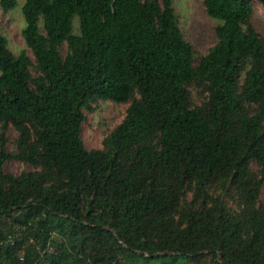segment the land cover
I'll use <instances>...</instances> for the list:
<instances>
[{
  "label": "trees",
  "instance_id": "16d2710c",
  "mask_svg": "<svg viewBox=\"0 0 264 264\" xmlns=\"http://www.w3.org/2000/svg\"><path fill=\"white\" fill-rule=\"evenodd\" d=\"M202 2L198 59L173 0H24L32 61L0 30V264H264V37L251 0ZM97 101L128 107L88 150Z\"/></svg>",
  "mask_w": 264,
  "mask_h": 264
},
{
  "label": "rangeland",
  "instance_id": "374dc122",
  "mask_svg": "<svg viewBox=\"0 0 264 264\" xmlns=\"http://www.w3.org/2000/svg\"><path fill=\"white\" fill-rule=\"evenodd\" d=\"M255 8L251 23L256 32L264 37V10L256 0H251ZM24 0H17V5L12 10L3 12L0 7V30L7 38L8 48L15 55L25 51L28 57L33 59L30 49L25 45L22 37L24 19L21 7ZM173 7L177 14L178 26L185 39L192 45L195 58L205 55L216 43L214 33L218 20L210 17L203 5L202 0H173ZM73 30L78 33V21L75 19ZM67 52L66 44L60 48L62 57ZM193 105H200L207 96L203 88H189ZM128 104H115L110 101H97L91 104V109H84V121L81 127V139L88 150L101 149L105 137L122 122L125 117ZM8 139L7 149L14 151V141L16 139L15 130L9 126L6 131ZM254 167V166H253ZM6 173L17 175L22 171H35L38 168L14 159L8 160L4 164ZM191 198V193L188 194ZM260 202L264 203V180L261 187Z\"/></svg>",
  "mask_w": 264,
  "mask_h": 264
}]
</instances>
